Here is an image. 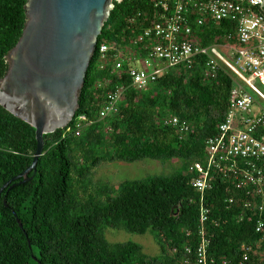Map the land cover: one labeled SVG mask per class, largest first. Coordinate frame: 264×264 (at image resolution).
I'll use <instances>...</instances> for the list:
<instances>
[{
    "label": "trees",
    "instance_id": "obj_1",
    "mask_svg": "<svg viewBox=\"0 0 264 264\" xmlns=\"http://www.w3.org/2000/svg\"><path fill=\"white\" fill-rule=\"evenodd\" d=\"M25 1L0 0V77L8 69L6 50L25 28ZM156 1L114 2L80 96L76 117L85 114L88 124L79 136L76 118L45 134L31 179L14 180L2 191L31 166L38 142L34 128L0 103V264H197L203 204L210 208L205 224L209 260L264 264V230L257 231L264 212L245 206L260 201L256 191L218 178L202 194L193 186L199 174L190 170L203 161L207 141L227 117L233 87L245 83L222 61L209 74L207 55L191 68L168 71L143 90L131 87L126 74L99 68L102 44L115 51L134 47L137 37L157 22L161 8ZM197 33L203 46L221 45L226 57L229 49L223 46L243 47L237 25L229 21L208 22ZM123 84L128 90L118 113L100 118L107 93ZM170 118H178L179 126ZM145 159L177 161L180 167L170 176L123 181L118 190L109 183L92 189L90 175L103 163ZM107 228L150 232L160 253L150 257L139 243L111 242Z\"/></svg>",
    "mask_w": 264,
    "mask_h": 264
},
{
    "label": "built area",
    "instance_id": "obj_2",
    "mask_svg": "<svg viewBox=\"0 0 264 264\" xmlns=\"http://www.w3.org/2000/svg\"><path fill=\"white\" fill-rule=\"evenodd\" d=\"M156 7L161 14L155 24L145 29L135 40L134 47L115 51V47L102 44L99 50L100 69L112 68L113 73L132 80L133 88L143 90L168 71L180 66L191 68L199 56H209L207 68L215 72L222 61L258 97L252 96L244 86L234 88L231 106L226 122L220 125L217 136L207 141V162L195 163L192 172L199 176L193 186L202 194L213 188L218 178L232 179L237 187L252 189L260 201L247 202L245 206L264 212V110L257 114L251 109L256 102L264 103V91L257 82L264 85V4L262 0H158ZM221 24L229 21L237 25V38L243 47L223 46L228 57L223 56L221 45L202 48L197 30L208 22ZM229 38H233L229 36ZM196 40V42H194ZM115 51V52H114ZM109 85L110 81L104 82ZM102 84H100L101 86ZM264 87V86H263ZM128 87L116 86L107 93L100 118L119 111L120 100ZM169 123L179 126L178 118ZM88 124L85 114L76 117V132L79 136ZM182 131L188 126H180ZM210 208L201 207L200 236L197 264H216L208 259L209 239L205 224L209 220ZM264 230V220L259 219L257 231ZM244 254V260H248ZM226 264V263H224Z\"/></svg>",
    "mask_w": 264,
    "mask_h": 264
},
{
    "label": "water",
    "instance_id": "obj_3",
    "mask_svg": "<svg viewBox=\"0 0 264 264\" xmlns=\"http://www.w3.org/2000/svg\"><path fill=\"white\" fill-rule=\"evenodd\" d=\"M115 1L123 0L25 1L24 31L6 50L8 69L0 77V103L34 128L38 146L31 166L1 191L14 180L29 181L44 150V135L68 127L76 118L87 72Z\"/></svg>",
    "mask_w": 264,
    "mask_h": 264
},
{
    "label": "rangeland",
    "instance_id": "obj_4",
    "mask_svg": "<svg viewBox=\"0 0 264 264\" xmlns=\"http://www.w3.org/2000/svg\"><path fill=\"white\" fill-rule=\"evenodd\" d=\"M259 88L264 91L263 86ZM254 113L260 114L264 110V103H254L251 107ZM117 113H115L116 115ZM173 118L168 119L171 121ZM180 163L177 161L159 162L151 159H145L139 162H106L98 166L91 175L93 183L92 189L102 183L111 184L116 190L120 183L126 180H138L152 176H170L176 169H179ZM106 235L111 242L133 241L143 246V252L152 257L160 253L159 246L150 232L145 234H136L124 229H106Z\"/></svg>",
    "mask_w": 264,
    "mask_h": 264
},
{
    "label": "crops",
    "instance_id": "obj_5",
    "mask_svg": "<svg viewBox=\"0 0 264 264\" xmlns=\"http://www.w3.org/2000/svg\"><path fill=\"white\" fill-rule=\"evenodd\" d=\"M201 37H200V42H199V45L202 47V48H211L212 46H203L202 44H201ZM223 54V53H222ZM223 56H225L224 54H223ZM226 57V56H225ZM206 66H207V64H206ZM207 70H208V68H207ZM209 74H211L210 73V71H209ZM238 77V76H237ZM239 78V77H238ZM240 79V78H239ZM241 80V79H240ZM243 83H245L244 81H243ZM244 86V85H242V84H236V86H234L233 87V89H232V91L234 90V88H236V87H238V86ZM257 85H258V82H257ZM259 86V85H258ZM248 91H249V93L252 95V96H254V97H258V95L256 94V93H254V91L251 89V88H249L248 87V85L245 83V86H244ZM264 88V87H263ZM232 91H231V94H232ZM230 106H231V96H230ZM229 111H230V107H229V110H228V114H227V117L225 118V120L222 122V123H220L219 124V126L217 127V130H218V132H217V134H215L213 137H215V136H217L218 134H219V132H220V125L221 124H223L224 122H226V120L228 119V116H229ZM210 138H212V137H210ZM209 138V139H210ZM207 157H208V155H207V145H206V149H205V153H204V159H203V161H196V162H194L193 163V165L195 164V163H202V164H204V163H206L207 162ZM192 165V166H193ZM191 166V167H192ZM191 169V168H190Z\"/></svg>",
    "mask_w": 264,
    "mask_h": 264
}]
</instances>
